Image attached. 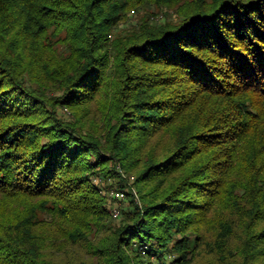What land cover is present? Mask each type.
Listing matches in <instances>:
<instances>
[{
    "label": "trees",
    "instance_id": "16d2710c",
    "mask_svg": "<svg viewBox=\"0 0 264 264\" xmlns=\"http://www.w3.org/2000/svg\"><path fill=\"white\" fill-rule=\"evenodd\" d=\"M0 264H264V0H0Z\"/></svg>",
    "mask_w": 264,
    "mask_h": 264
},
{
    "label": "rangeland",
    "instance_id": "374dc122",
    "mask_svg": "<svg viewBox=\"0 0 264 264\" xmlns=\"http://www.w3.org/2000/svg\"><path fill=\"white\" fill-rule=\"evenodd\" d=\"M147 16H150L153 19V21L154 20L165 21V20H176L177 19V13L174 8H168L167 10L166 9L160 10V9L155 8L154 6L153 7L148 6L145 8H141L138 11L135 10L129 13V17L127 18V20L123 22L120 26H122V28H125V29L129 28L130 26H133L134 24L139 22L142 17H147ZM53 93L54 92H51V94ZM58 113L64 117L69 118V114L65 112V110L63 112L61 108H58ZM120 171L122 174H124L121 169ZM94 182L95 184H98L100 186L101 192H103V194L105 193L107 201H108V208H109V206L114 203V200L109 197V192L112 189H117L116 185L114 184V179L113 178L109 180L102 179L101 181H99L98 179L94 178ZM127 205H128L127 198L118 202L119 211L121 212V209L126 207ZM120 220H121L120 217L117 220L112 218L110 222L112 226H117Z\"/></svg>",
    "mask_w": 264,
    "mask_h": 264
},
{
    "label": "built area",
    "instance_id": "2783aa9c",
    "mask_svg": "<svg viewBox=\"0 0 264 264\" xmlns=\"http://www.w3.org/2000/svg\"><path fill=\"white\" fill-rule=\"evenodd\" d=\"M109 197L114 200V203L109 206L108 211L111 214L112 218L116 220V219L119 218L120 213H121L119 211L118 202L124 200L125 199L124 198L125 195H124V192L123 191H120L118 189L117 190L116 189H112L109 192Z\"/></svg>",
    "mask_w": 264,
    "mask_h": 264
}]
</instances>
